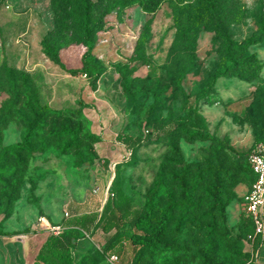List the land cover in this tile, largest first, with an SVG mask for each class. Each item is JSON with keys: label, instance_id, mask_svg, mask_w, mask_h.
Here are the masks:
<instances>
[{"label": "rangeland", "instance_id": "obj_1", "mask_svg": "<svg viewBox=\"0 0 264 264\" xmlns=\"http://www.w3.org/2000/svg\"><path fill=\"white\" fill-rule=\"evenodd\" d=\"M92 2L96 24L92 53L103 69L95 83L80 72L86 47L79 31L77 1L0 0V68L11 69L14 76L24 72L38 102L62 112L47 117L44 133L33 142L37 152L8 158L3 164L15 167V173L0 185V241L31 235L38 231L41 219L62 228L76 212L99 211L103 191L115 171L113 165L129 157L117 140L124 134L142 139L135 153L137 163L131 169H120L126 178L123 192L138 211L153 179L162 169L178 171V160L192 164L190 169L202 168L209 161L213 169L221 170L222 176L228 173L236 182L228 190L229 202L221 216L201 193L202 187L211 184V172L198 177L192 171L190 176L199 188L193 199L200 207L184 220L176 240L178 252L139 250L135 258L143 262L150 255V264L165 259L200 264V251L211 234L223 264H244L251 259L254 235L241 209V196L251 182L244 155L255 140L264 141V39L249 49L263 66L257 80L219 78L213 91L195 102L194 95L219 64L218 45L209 24L196 31L185 46L171 50L175 28L169 2L150 15L138 6L106 13L113 0ZM217 2L223 26L234 40L257 33L264 0ZM48 32L55 34L64 68L74 73L45 56L41 42ZM2 82L0 72V113L7 116L1 137L4 145H10L22 140L31 114L23 105L24 97L6 91ZM189 106L205 118L210 139L189 140L181 133L189 129V122L176 120L186 116ZM155 122L173 126L172 142L178 150L174 157L167 139L161 136L158 143L152 141ZM82 236L75 252L78 264H110L94 235Z\"/></svg>", "mask_w": 264, "mask_h": 264}, {"label": "trees", "instance_id": "obj_2", "mask_svg": "<svg viewBox=\"0 0 264 264\" xmlns=\"http://www.w3.org/2000/svg\"><path fill=\"white\" fill-rule=\"evenodd\" d=\"M75 1L79 5V19L81 21L79 31L84 38L86 47L81 58L82 68L80 72L90 78V83H95L103 69L92 53L96 28V24L93 22L95 18L93 16V2L92 0ZM166 1L170 3L174 16L175 35L171 50L185 46L195 36L196 31L208 26V24L214 32L213 40L218 45L219 64L207 83L200 87L194 95L195 102L208 96L219 78H235L243 82H250L259 78L263 67L262 63L257 55L249 52V49L260 44L264 39V9L262 19L257 24V33L241 41L234 40L225 30L218 13L217 0H113L105 12L138 6L142 12L150 15L154 14ZM41 45L45 56L59 68L66 70L60 60L55 34L48 32ZM0 72L4 78V82L1 84L6 91L14 96L22 95L25 99L23 105L31 114L22 140L18 143L4 145L1 133L6 126L7 119L5 117L7 116H5L4 111L0 113V185H5L7 180L14 178L15 167L4 166L3 164L8 158H19L21 154L31 155L37 152L33 142L44 133L47 117L50 115L61 116L62 112L52 110L38 102L30 79L24 72L14 76L12 70L5 66L0 68ZM118 77L120 78V74ZM158 93L159 91L156 95ZM176 122L179 124L189 122V129L183 128L181 130V133L187 136L189 140H208L211 138L207 122L195 106H189L186 116L176 120ZM153 126L156 132L153 134L155 138L152 141L158 143L161 136L167 139L174 157L178 150L175 143L172 142L173 126L165 127L159 122H155ZM145 133L147 137L151 135L149 130H146ZM72 138L75 140L77 134L73 133ZM117 140L127 148L129 157L115 166L114 177L107 190L108 196L99 216L94 213L74 216L64 224L62 232L58 235L45 234L43 231H33L31 235L25 234L24 241L29 248L27 253L32 257L31 264H78L75 252L78 251L79 242L83 238L82 234L94 235L96 230H101L103 233L115 230L103 245L105 254L113 252L119 257L124 254L123 242L127 243L131 250V257L127 264H150V255L143 262H140L138 257L135 258L139 250H146L151 253L159 248L164 252L177 253L176 240L182 230L184 220L188 214L195 212L200 207L199 202L193 199L194 193L199 188L197 181L190 176L192 171L198 173V177L211 172V184L208 187H202L201 193L211 208L224 216L225 207L229 202L228 190L232 189L236 182L228 173H224L222 176V171L213 169L209 161H205L202 168L196 166L190 169L193 167L192 164H184L178 160V171L175 172L174 167L168 172L162 169L145 192L142 209L139 211L134 209L129 198L123 192L122 186L126 178L121 176L122 171L120 173V169H131L137 163L135 153L137 147L142 143V139L123 134L118 135ZM257 144H264V141L256 142L255 140V143L244 155L245 167L251 178L249 187L254 176L247 163V156ZM103 163L104 165L107 164L106 162ZM263 244L264 236L263 238L260 235L255 236L252 250H258ZM199 260L200 264H223L217 257L211 234L200 251ZM160 264H176V262L172 263L170 259H165ZM244 264L254 263L250 259Z\"/></svg>", "mask_w": 264, "mask_h": 264}, {"label": "built area", "instance_id": "obj_3", "mask_svg": "<svg viewBox=\"0 0 264 264\" xmlns=\"http://www.w3.org/2000/svg\"><path fill=\"white\" fill-rule=\"evenodd\" d=\"M86 77V76H85ZM247 163L252 171L254 180L248 190L241 196V209L243 214L250 220L254 229L255 236H264V144L255 145L247 156ZM115 165H113V168ZM114 173V172H113ZM97 190L93 192L96 193ZM45 219H41L37 226V230L46 231L53 235L62 232L59 226H52L45 223ZM253 258H257L258 250L253 252ZM110 264H116L118 257L114 254L108 256Z\"/></svg>", "mask_w": 264, "mask_h": 264}, {"label": "crops", "instance_id": "obj_4", "mask_svg": "<svg viewBox=\"0 0 264 264\" xmlns=\"http://www.w3.org/2000/svg\"><path fill=\"white\" fill-rule=\"evenodd\" d=\"M127 160V159H125ZM123 160V161H125ZM106 162V161H103ZM115 172V171H114ZM114 177V173L112 175V177L109 179L108 183L106 184V187L103 191V200L101 201V208L100 210H93V211H83V212H79V213H74L72 215H70V218H73L74 216H80V215H84V214H97V216H99L101 209L107 199V190L108 187L110 185L111 180ZM78 207V206H77ZM74 210H76V208H74ZM64 228V226L62 227ZM38 231H42V230H38ZM115 230H112L109 233H103L101 230H96L94 231V239H96V241L100 242V244L103 246L106 241L109 239V237L111 235H113ZM23 238V239H22ZM25 239V234L21 235V237H11L9 239V241H0V264H31L32 262V257H29L28 255V250L29 248H27V244L24 241ZM252 243L251 242V260L254 264H264V244L258 249V256L256 259L253 260V250H252ZM123 246L124 247V254H122L121 256L118 257V261L116 262V264H127L128 261L130 260L131 257V250L129 249L128 245L126 242H123ZM130 250V251H129ZM115 254L113 252L107 253L106 255H112Z\"/></svg>", "mask_w": 264, "mask_h": 264}]
</instances>
